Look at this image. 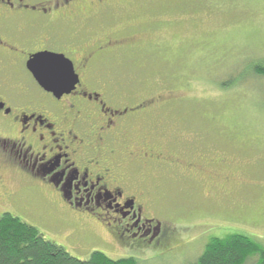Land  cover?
Here are the masks:
<instances>
[{
	"label": "rangeland",
	"instance_id": "rangeland-1",
	"mask_svg": "<svg viewBox=\"0 0 264 264\" xmlns=\"http://www.w3.org/2000/svg\"><path fill=\"white\" fill-rule=\"evenodd\" d=\"M121 8L91 35L128 33L132 46L108 57L99 77L133 103L171 101L135 134L154 131L152 141L186 160H215L217 173L195 180L165 169L146 177L160 208L154 217L173 229L165 250L104 241L11 173L0 185V217H18L84 261L101 252L138 264H195L212 239L231 235L264 247V78L255 72L264 66V0H127Z\"/></svg>",
	"mask_w": 264,
	"mask_h": 264
},
{
	"label": "flooded vegetation",
	"instance_id": "flooded-vegetation-1",
	"mask_svg": "<svg viewBox=\"0 0 264 264\" xmlns=\"http://www.w3.org/2000/svg\"><path fill=\"white\" fill-rule=\"evenodd\" d=\"M126 1L0 0V185L11 173L98 238L137 252L165 250L173 229L154 217L160 208L146 177L167 169L201 180L204 172L217 173V163L172 153L152 141L154 131L136 135L141 121L172 102L133 103L99 77L107 58L132 46V37L112 32L93 39L91 32ZM41 53L72 62L78 79L68 92H49L34 78L33 56ZM53 160L59 168L50 175L46 165ZM13 193L1 198L8 204Z\"/></svg>",
	"mask_w": 264,
	"mask_h": 264
},
{
	"label": "trees",
	"instance_id": "trees-1",
	"mask_svg": "<svg viewBox=\"0 0 264 264\" xmlns=\"http://www.w3.org/2000/svg\"><path fill=\"white\" fill-rule=\"evenodd\" d=\"M264 78V66L256 68ZM0 264H138L134 258L113 260L94 252L88 260L74 258L62 246L12 214L0 217ZM195 264H264V247L244 235L212 239Z\"/></svg>",
	"mask_w": 264,
	"mask_h": 264
},
{
	"label": "snow or ice",
	"instance_id": "snow-or-ice-1",
	"mask_svg": "<svg viewBox=\"0 0 264 264\" xmlns=\"http://www.w3.org/2000/svg\"><path fill=\"white\" fill-rule=\"evenodd\" d=\"M34 70L53 84H67L71 79V67L66 66L55 57L38 58L37 67ZM43 162L41 161V163ZM46 167L47 172L50 175H54L59 168V163L53 160L47 163ZM60 179H62V176L57 177V180Z\"/></svg>",
	"mask_w": 264,
	"mask_h": 264
},
{
	"label": "water",
	"instance_id": "water-1",
	"mask_svg": "<svg viewBox=\"0 0 264 264\" xmlns=\"http://www.w3.org/2000/svg\"><path fill=\"white\" fill-rule=\"evenodd\" d=\"M47 57H55L58 60L62 61L66 66H70L72 69L71 72V79L70 82L67 84H53L46 78H44L42 75L38 74L34 69L37 67L38 58H47ZM34 64H36V67L31 69L33 72L34 78L37 80V82L47 91L53 92L54 94H63L65 92H68L70 88L76 83V80L78 79L77 76L74 73L73 64L70 60L65 58L64 55H58V54H52V53H41L36 54L33 56Z\"/></svg>",
	"mask_w": 264,
	"mask_h": 264
}]
</instances>
